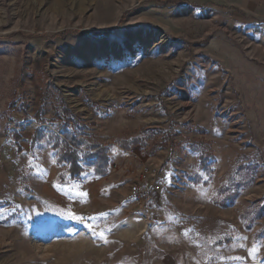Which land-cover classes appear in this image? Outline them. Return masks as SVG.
Here are the masks:
<instances>
[{"label": "rangeland", "instance_id": "374dc122", "mask_svg": "<svg viewBox=\"0 0 264 264\" xmlns=\"http://www.w3.org/2000/svg\"><path fill=\"white\" fill-rule=\"evenodd\" d=\"M64 132L104 146L107 173L83 161L60 184ZM143 166L156 188L137 204ZM235 180L249 185L217 204ZM261 205L264 0H0V264H264Z\"/></svg>", "mask_w": 264, "mask_h": 264}, {"label": "trees", "instance_id": "16d2710c", "mask_svg": "<svg viewBox=\"0 0 264 264\" xmlns=\"http://www.w3.org/2000/svg\"><path fill=\"white\" fill-rule=\"evenodd\" d=\"M63 114L65 118H62V125L63 127H67L70 123L76 122V119L70 115V113L67 111V109H63ZM70 115V116H68ZM172 125V123H170ZM189 130H195L199 137L190 139L187 142V147L194 153H196L197 159L199 161V168L203 170L204 172H211V166H212V160H213V151L211 143L208 142L205 139L206 130L204 127L200 125H194L189 124L187 127ZM22 128H19V131H12V139L13 141L18 144V141L21 139L20 131ZM35 132H38L37 130ZM153 132L159 133V130H153ZM152 132V133H153ZM165 136H167L168 141L172 139L173 136H181L179 132L170 133L167 131ZM64 141L61 142L62 150H61V162L65 163L67 165L66 170L63 173H59L57 176V181L60 184H65L71 181H79L81 178V174L84 172V167L82 165L83 161L89 162L93 166V173L94 175H105L107 173V167L109 163V157L107 155V149L99 145L98 143H94L88 147H85L87 151L90 153H87L85 151L81 152L80 144H82V140L78 139L76 136L69 134L67 132H64ZM140 140L135 138L130 143H120L119 147L123 150H129L130 146L133 144H137ZM164 142V141H163ZM162 142V143H163ZM161 146H166V143L160 144ZM18 150H20V146L17 147ZM257 154H255L253 157H251L249 162L246 164V166H241L245 168L246 172L248 173V178H250V175L252 176L257 171ZM240 158V157H238ZM239 167V168H241ZM187 178L190 176L185 175ZM240 180V179H239ZM239 180H235L234 182L228 183L226 186H220L217 189V195H221V200L217 203L222 206H226L227 204H232L235 200V198L238 196V190L240 188H243V183H241ZM193 183L195 185L200 183V180H193ZM204 185H207L208 182L204 181L202 182ZM249 185V184H248ZM246 185V186H248ZM244 186V187H246ZM225 194V195H223ZM256 215L260 216L264 212V205H261L260 207H256ZM246 211L243 212L245 214ZM230 239L225 238L218 242V244L221 243H230ZM264 260V255L263 259Z\"/></svg>", "mask_w": 264, "mask_h": 264}, {"label": "built area", "instance_id": "2783aa9c", "mask_svg": "<svg viewBox=\"0 0 264 264\" xmlns=\"http://www.w3.org/2000/svg\"><path fill=\"white\" fill-rule=\"evenodd\" d=\"M122 152L125 158H129L133 154L131 150H123ZM116 167L117 165H113V168ZM149 173V168L143 166L141 169L140 177L130 182L127 193V198L129 201L137 204H143L146 203L153 195L156 187L152 182L145 181V177Z\"/></svg>", "mask_w": 264, "mask_h": 264}, {"label": "snow or ice", "instance_id": "6c2138e0", "mask_svg": "<svg viewBox=\"0 0 264 264\" xmlns=\"http://www.w3.org/2000/svg\"><path fill=\"white\" fill-rule=\"evenodd\" d=\"M99 235L101 236V238H103V233H99ZM257 251V249H253V252L251 253L253 256H255V252Z\"/></svg>", "mask_w": 264, "mask_h": 264}, {"label": "crops", "instance_id": "0c3cea01", "mask_svg": "<svg viewBox=\"0 0 264 264\" xmlns=\"http://www.w3.org/2000/svg\"><path fill=\"white\" fill-rule=\"evenodd\" d=\"M127 193H128V191H127Z\"/></svg>", "mask_w": 264, "mask_h": 264}, {"label": "bare ground", "instance_id": "6f19581e", "mask_svg": "<svg viewBox=\"0 0 264 264\" xmlns=\"http://www.w3.org/2000/svg\"><path fill=\"white\" fill-rule=\"evenodd\" d=\"M107 7V6H106Z\"/></svg>", "mask_w": 264, "mask_h": 264}]
</instances>
